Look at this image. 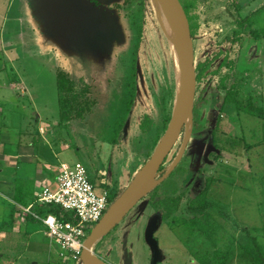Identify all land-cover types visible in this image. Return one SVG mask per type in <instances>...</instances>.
<instances>
[{
    "label": "rangeland",
    "instance_id": "374dc122",
    "mask_svg": "<svg viewBox=\"0 0 264 264\" xmlns=\"http://www.w3.org/2000/svg\"><path fill=\"white\" fill-rule=\"evenodd\" d=\"M194 1L181 0L184 6ZM167 12L158 0H0V119L13 114L12 105L20 120L18 106L30 97L46 122L55 123L59 71L90 84L101 110L105 95L122 97L115 127L105 124L108 135L95 118L58 122L60 138L68 134L71 146L65 162L83 163L94 182L102 176L106 185L96 183L95 191L101 195L108 188L117 197L110 205L143 171L178 111L184 72L177 28ZM196 13V65L231 48L236 69L221 68L223 55L213 60L198 84L193 120L161 167L157 186L95 245L106 264H200L202 257L250 264L247 232L264 247V118L247 112L250 100L264 109V67L258 65H264L263 46L250 33L227 46L203 4ZM261 13L253 21L264 29ZM226 74L231 80L222 86ZM169 198L174 211L167 216L161 202ZM202 201L212 204L204 213L198 209ZM155 216L158 256L146 237ZM58 245L52 244L59 254L54 264H80ZM48 258L38 253L34 259L47 264Z\"/></svg>",
    "mask_w": 264,
    "mask_h": 264
},
{
    "label": "crops",
    "instance_id": "0c3cea01",
    "mask_svg": "<svg viewBox=\"0 0 264 264\" xmlns=\"http://www.w3.org/2000/svg\"><path fill=\"white\" fill-rule=\"evenodd\" d=\"M203 5L209 22L212 21L217 31L226 36L241 34L248 38L247 33L252 31L264 32L253 21L263 15L264 0H208ZM258 42L262 43L264 53V37ZM258 65L264 67L263 63ZM110 94L105 95L102 110L98 100L90 117L95 118L97 128L102 122L107 135L105 124L109 121L114 128L122 108V97ZM27 99L25 105L18 106L19 113L23 114L20 120H15L12 105L9 110L14 115L11 113L0 119V264H39L34 259L38 253H48L47 264H54L59 255L52 250V244L58 243L48 241L45 226L29 216L25 209L35 204L45 188L55 187L63 166L70 165L65 160L71 146L66 142L65 135L68 134L60 138L59 118L55 123L46 122L43 113L36 110L33 98ZM10 101L20 104L17 97ZM0 110L2 115L5 109L2 106ZM34 116L37 121L32 119Z\"/></svg>",
    "mask_w": 264,
    "mask_h": 264
},
{
    "label": "water",
    "instance_id": "95a60500",
    "mask_svg": "<svg viewBox=\"0 0 264 264\" xmlns=\"http://www.w3.org/2000/svg\"><path fill=\"white\" fill-rule=\"evenodd\" d=\"M174 19L179 37V51L183 64L184 86L177 113L157 147L154 154L147 162L145 168L126 191L112 204L93 227L84 241L80 255L81 264H106L105 261L94 252L95 245L116 228L125 217L157 186V176L183 130L191 123L194 117L197 96V68L195 61L194 39L191 25L184 6L180 0H164ZM159 217L155 216L149 223L146 237L148 242L156 248L155 232L158 228ZM132 260V256H130Z\"/></svg>",
    "mask_w": 264,
    "mask_h": 264
},
{
    "label": "trees",
    "instance_id": "16d2710c",
    "mask_svg": "<svg viewBox=\"0 0 264 264\" xmlns=\"http://www.w3.org/2000/svg\"><path fill=\"white\" fill-rule=\"evenodd\" d=\"M93 2L97 0H91ZM132 0H125V3L129 4ZM181 1V0H180ZM208 0H196L194 3L189 4L188 6H184L185 11L187 13V16L189 18V22L191 25V32L193 39L195 41L198 33V29L200 27L199 23V16L196 13L197 5L198 4H203L207 3ZM182 3V2H181ZM252 38L255 40H261L262 37H264V32H258V31H252L251 32ZM244 39V36L241 34H234V35H227L226 38L224 39V43L227 46H232L236 43L242 42ZM230 49H224V50H219L214 52L213 58H209L206 61L196 65L197 68V80L198 84L202 82V79L204 75L207 74V72L212 68V63L214 59H217L220 56H224L223 62H222V67L221 68H228L231 67V71H234L236 69V61L230 60L229 58V53ZM135 62H136V58ZM134 72H137L135 68L133 69ZM231 80V75L226 74L223 76L220 80V85L225 86L226 82ZM57 87H58V101H59V123L62 124H70L76 121H86L88 118H90L94 112L95 109L97 108L99 101L93 97V88L90 84L85 82L84 80L80 79L79 81L71 78L68 74L59 71L57 73ZM134 90L136 88L134 87ZM134 99V98H133ZM237 104L241 109H245L244 103L242 100L237 99ZM197 96H196V104H195V111L197 109ZM249 108H247V112L251 114L252 116L254 115L255 117L259 116L258 118L263 119L264 118V109L261 107L260 110H258L254 106V101L250 100L249 102ZM173 116L171 115L168 118V124L171 123ZM126 121V118H125ZM125 123V122H124ZM124 123L122 124L124 127ZM122 127V128H123ZM122 129L119 130L117 133V137H122ZM115 140L114 142H116ZM158 188V187H157ZM108 190V188H106ZM109 191V190H108ZM115 195H113L109 191V201L110 203L116 199ZM172 199H166L162 200V204L165 206L166 210L169 211L166 215L168 216L172 211ZM212 205V204H211ZM211 205L206 202L202 201L199 206V212L204 213L206 212ZM36 209V208H35ZM172 209V210H171ZM37 213L41 215H47V214H57L60 218H63L65 220H70L71 215L70 213H66L63 211L60 207L58 206H39L37 207ZM247 241L245 244V251L248 255H250L251 260L249 261L250 264H264V247L261 245L259 242L258 238L249 232H247ZM200 264H214V261L212 259L202 257L198 259ZM78 263L81 264L80 261Z\"/></svg>",
    "mask_w": 264,
    "mask_h": 264
},
{
    "label": "built area",
    "instance_id": "2783aa9c",
    "mask_svg": "<svg viewBox=\"0 0 264 264\" xmlns=\"http://www.w3.org/2000/svg\"><path fill=\"white\" fill-rule=\"evenodd\" d=\"M97 178L100 182L92 180L81 162L63 166L55 187L45 188L36 203L25 209L29 216L44 224L49 240L57 242L73 262L80 261L85 239L110 207L109 191L105 188L101 195L95 191L96 183H104L100 176ZM51 205L70 213L71 219L51 213L43 216L35 211L36 206Z\"/></svg>",
    "mask_w": 264,
    "mask_h": 264
},
{
    "label": "bare ground",
    "instance_id": "6f19581e",
    "mask_svg": "<svg viewBox=\"0 0 264 264\" xmlns=\"http://www.w3.org/2000/svg\"><path fill=\"white\" fill-rule=\"evenodd\" d=\"M161 2V5L163 6V7H165L167 10H168V16L170 17V18H172L173 19V17H172V15H171V12H170V10H169V8H168V6L166 5V3L164 2V0H158V2ZM174 20V19H173ZM170 23V22H169ZM174 28H175V26H174Z\"/></svg>",
    "mask_w": 264,
    "mask_h": 264
},
{
    "label": "flooded vegetation",
    "instance_id": "af4514ba",
    "mask_svg": "<svg viewBox=\"0 0 264 264\" xmlns=\"http://www.w3.org/2000/svg\"><path fill=\"white\" fill-rule=\"evenodd\" d=\"M101 178H102V180H103V177L102 176H100ZM103 182H104V180H103ZM103 185L105 186L106 184H105V182L103 183ZM100 257V256H99Z\"/></svg>",
    "mask_w": 264,
    "mask_h": 264
}]
</instances>
